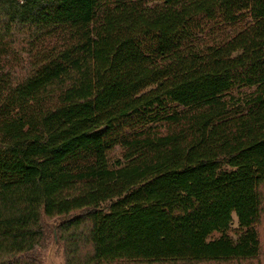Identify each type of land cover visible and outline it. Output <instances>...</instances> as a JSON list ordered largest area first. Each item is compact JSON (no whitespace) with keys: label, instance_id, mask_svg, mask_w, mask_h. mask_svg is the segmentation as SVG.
Wrapping results in <instances>:
<instances>
[{"label":"trees","instance_id":"16d2710c","mask_svg":"<svg viewBox=\"0 0 264 264\" xmlns=\"http://www.w3.org/2000/svg\"><path fill=\"white\" fill-rule=\"evenodd\" d=\"M45 219L66 264H263L264 0H0V264Z\"/></svg>","mask_w":264,"mask_h":264},{"label":"rangeland","instance_id":"374dc122","mask_svg":"<svg viewBox=\"0 0 264 264\" xmlns=\"http://www.w3.org/2000/svg\"><path fill=\"white\" fill-rule=\"evenodd\" d=\"M121 152V148L116 147V149L110 153L111 165H114L117 160L122 159L123 155L121 154ZM44 223L47 230V238L49 240V243L46 249H37L35 252V257L40 261L41 264H66L64 245L58 240V228L62 224V221L59 219H45ZM262 233L264 234V222L262 225ZM219 238L220 235L218 234H214V236L212 237V239L214 240Z\"/></svg>","mask_w":264,"mask_h":264},{"label":"water","instance_id":"95a60500","mask_svg":"<svg viewBox=\"0 0 264 264\" xmlns=\"http://www.w3.org/2000/svg\"><path fill=\"white\" fill-rule=\"evenodd\" d=\"M55 238H56V236H55Z\"/></svg>","mask_w":264,"mask_h":264}]
</instances>
